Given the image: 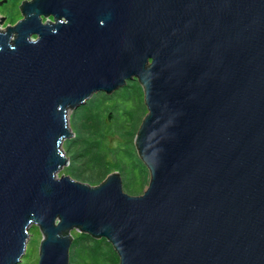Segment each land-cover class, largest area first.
I'll list each match as a JSON object with an SVG mask.
<instances>
[{"label":"water","instance_id":"95a60500","mask_svg":"<svg viewBox=\"0 0 264 264\" xmlns=\"http://www.w3.org/2000/svg\"><path fill=\"white\" fill-rule=\"evenodd\" d=\"M21 4L0 29V264L21 261L34 226L38 264H70L74 229L119 264H264V0ZM133 80L144 192L116 170L58 176L70 112Z\"/></svg>","mask_w":264,"mask_h":264},{"label":"trees","instance_id":"16d2710c","mask_svg":"<svg viewBox=\"0 0 264 264\" xmlns=\"http://www.w3.org/2000/svg\"><path fill=\"white\" fill-rule=\"evenodd\" d=\"M138 80L107 94L99 92L71 113L75 136L65 140L70 163L64 170L76 180L97 185L119 171L123 187L139 195L149 184L150 171L137 155L135 135L148 108ZM119 137L117 144L111 139ZM106 238L88 233L75 237L70 247V264H119V256Z\"/></svg>","mask_w":264,"mask_h":264},{"label":"rangeland","instance_id":"374dc122","mask_svg":"<svg viewBox=\"0 0 264 264\" xmlns=\"http://www.w3.org/2000/svg\"><path fill=\"white\" fill-rule=\"evenodd\" d=\"M24 1L25 0H0V29L1 30H6L8 28V26L15 25L21 19L24 18L21 16V5H22L21 3H23ZM43 19H44V21H47L49 19L53 20V17L47 18L44 16ZM71 113L72 112H70L69 118H71ZM69 121H70V119H69ZM117 142H119L118 136H115L111 139L112 144H114V143L117 144ZM134 145H135V143H134ZM63 147H64V145H63ZM136 150H137V148H136ZM66 167L67 166H65L63 169H61L59 171L58 176L62 177L64 175H68L64 171L66 169ZM72 234H73V237L75 238V237L79 236V234H81V233L78 232V230L74 229V230H72ZM42 239H43V237H42V233H41L40 229L37 226L32 227L30 229V236H29V240L27 242L25 254L23 255L21 261L18 264H38L37 262L39 261V256H40V250L39 249H40Z\"/></svg>","mask_w":264,"mask_h":264}]
</instances>
